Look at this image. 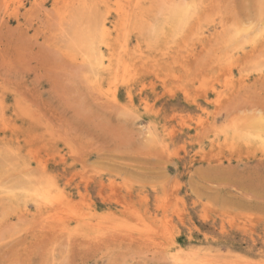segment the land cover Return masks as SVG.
Returning a JSON list of instances; mask_svg holds the SVG:
<instances>
[{
	"label": "rangeland",
	"instance_id": "obj_1",
	"mask_svg": "<svg viewBox=\"0 0 264 264\" xmlns=\"http://www.w3.org/2000/svg\"><path fill=\"white\" fill-rule=\"evenodd\" d=\"M263 130L264 0H0V264H264Z\"/></svg>",
	"mask_w": 264,
	"mask_h": 264
},
{
	"label": "bare ground",
	"instance_id": "obj_2",
	"mask_svg": "<svg viewBox=\"0 0 264 264\" xmlns=\"http://www.w3.org/2000/svg\"><path fill=\"white\" fill-rule=\"evenodd\" d=\"M90 2V1H89ZM174 6V5H173ZM189 6V8H190V6L191 5H188ZM188 6H187V8H188ZM170 9V8H169ZM183 9V8H182ZM180 10V9H179ZM183 10H185V9H183ZM173 11V10H172ZM187 11V10H186ZM174 12H176V11H174ZM184 11H182V10H180L178 13H177V17H179V18H183V16H185V13H183ZM187 13V12H186ZM130 17V16H129ZM176 17V16H175ZM190 19V18H189ZM101 34H102V39L104 38V35L106 34V32H107V26H106V24H104L103 23V25L100 27V31H99ZM98 32V33H99ZM97 37V36H96ZM95 39V38H94ZM87 41V40H86ZM95 41V40H94ZM91 47V46H90ZM97 47V46H96ZM91 50V49H90ZM96 50H98V48L96 49ZM99 50H101L100 49V47H99ZM97 52V51H96ZM98 53V52H97ZM100 53H101V51H100ZM103 53V52H102ZM100 55H102V54H100ZM105 57V56H104ZM101 59V58H100ZM98 61V60H97ZM99 63V62H98ZM78 64V63H77ZM99 65V64H98ZM100 65H101V68L102 69H105L104 68V66L106 65V61H105V59L103 58V56H102V60H101V62H100ZM126 69V68H125ZM125 72H126V70H125ZM94 89V88H93ZM96 93V92H95ZM223 94V93H222ZM219 97H221V94H220V96ZM115 101V100H114ZM116 102V101H115ZM258 121V120H257ZM253 124H255V121L253 122ZM257 124V123H256ZM254 126V125H253ZM247 131H248V129H247ZM264 131V130H263ZM258 133V132H257ZM262 133H264V132H262ZM261 133V134H262ZM258 135L256 138V141L255 142H257L259 145L261 144H263L264 145V142L262 141V138H261V136L262 135ZM249 135V134H248ZM256 135V134H255ZM250 136H253V135H250ZM250 136H248L247 138H248V142L250 143H253V141H252V137H250ZM246 138V137H245ZM254 138V137H253ZM255 139V138H254ZM243 141H244V138H243ZM247 143V142H246ZM248 143V144H249ZM254 144V143H253ZM219 165V164H218ZM245 167V166H244ZM222 168V167H221ZM29 173V172H28ZM254 173V172H253ZM231 174V173H230ZM235 174V173H234ZM221 175V174H220ZM250 175V174H249ZM226 177V176H225ZM231 177V176H230ZM47 180V179H46ZM50 180V179H49ZM238 180H240V179H238ZM262 180V179H261ZM263 182V181H262ZM23 183V182H22ZM48 183H50V182H48ZM257 183V182H256ZM264 183V182H263ZM42 184V183H41ZM54 187H44V188H42V192H41V194L40 195H42V196H40V195H36V202H38V204L41 206V207H39V209L41 208V210H42V214H44L45 213V211H46V209L48 210V208L50 207V205H52V204H54L55 202H58V201H62V198L61 197H58V198H53L52 197V192H53V190H58V188L57 187H59V185H58V183H57V185H53ZM264 190V189H263ZM256 191V190H255ZM10 193V192H9ZM54 193V192H53ZM264 194V193H263ZM166 196V195H165ZM126 198V197H125ZM119 200V199H118ZM125 201H126V199H124ZM165 200H166V198H165ZM166 202V201H165ZM60 203V202H59ZM117 203H119V204H124L125 202L124 201H117ZM128 203H126V205H127ZM163 205V204H162ZM167 205V204H166ZM58 206H59V204H58ZM165 206V205H164ZM168 206V205H167ZM60 207V206H59ZM165 208H163V210H164ZM40 210V211H41ZM40 213V214H41ZM61 215V214H60ZM43 217V216H42ZM47 218V217H46ZM90 216L88 215V214H84L83 216H81V219L79 220V226H80V229H81V231H85L86 229H88L90 226H91V223L92 222H90ZM168 219V218H167ZM91 220H93V219H91ZM106 220V218H105V216H99V217H97L96 218V222H95V224H94V226H92V229L90 230V231H88V232H84V233H82L81 234V238H83L84 240H86V242L88 241V243L90 244V243H95V245H96V243L97 242H99V243H102L103 241V239L104 238H106L108 235L105 233V231H107V229H106V226L104 225V221ZM121 229V228H120ZM109 231V230H108ZM115 231V230H114ZM107 235V236H106ZM131 235V234H130ZM149 235V234H148ZM115 237V236H114ZM132 237V236H131ZM134 237V236H133ZM151 237V236H150ZM171 238V237H170ZM112 240V239H111ZM104 243V242H103ZM145 243V242H144ZM143 244V243H142ZM172 258H174L176 261L178 260L179 261V255L178 254H172Z\"/></svg>",
	"mask_w": 264,
	"mask_h": 264
}]
</instances>
